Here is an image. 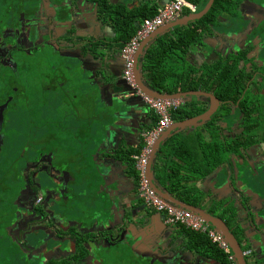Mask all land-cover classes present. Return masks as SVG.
<instances>
[{"label": "flooded vegetation", "instance_id": "flooded-vegetation-1", "mask_svg": "<svg viewBox=\"0 0 264 264\" xmlns=\"http://www.w3.org/2000/svg\"><path fill=\"white\" fill-rule=\"evenodd\" d=\"M222 1L223 11L219 21L209 27L196 24L193 30L204 32L205 42L199 45L200 55L212 50L210 52L215 56L210 60H217L215 64L221 65L230 74L233 71L234 75L230 78L227 75L222 80L224 74L216 80L217 84H211L210 89L189 92L210 94L214 100L201 96L192 101L188 98L185 103L199 110L205 108V113L198 116L214 113L212 119L207 121V127L219 124L223 136H235L237 139L245 137L246 147L237 146L238 152L234 156L236 161H233L237 166L233 179L237 174L236 184L240 186L243 183L242 188L245 190L241 192L240 188L237 191L239 196L234 194L233 205L226 207L228 203L222 206L214 204L210 212L214 217L220 216L234 235L236 249L230 247L237 264H264V253L254 249L252 243V240L264 242V223L262 225L256 217V211L264 205V199L257 191L264 188V124H260L264 116V0ZM210 2L198 13L205 11ZM255 3L257 6L253 5ZM123 8L121 0H0V264H194L190 255L197 256L198 253V262L195 264H206L201 259L208 261V264H215L205 241L188 247L184 244L185 254L175 251L169 254L164 248H145L143 239L147 234L143 228L151 221V217L145 214L127 213L136 215V218L127 229L119 225L126 210L131 211L127 206L133 205L130 202L125 205L121 203L125 199L122 189L126 188L128 180H132L135 194L128 199L138 198L143 201V209L157 212L145 202L136 161L139 151L145 146L144 135L150 130L144 129L145 124L149 123L151 117V123H154L152 127H155L158 118L142 98L145 94L139 87L136 68L138 89L130 88L126 82L123 50L129 39L120 43L123 70L122 78L117 83L131 90L133 99L123 100L121 95H117L115 99L104 98L100 101L97 99L99 91H103L104 86L110 87V80L116 82L107 73V61L113 44L106 40L92 41L84 36L79 41L78 36L90 31L92 21L104 29L111 23L122 21L124 16L120 10ZM247 18L253 23L244 22ZM246 31L249 34L244 36ZM45 53L50 55L44 58V70L48 69L44 77L51 83V87H45V90L51 91L43 94L42 86L41 94L44 98L49 94L54 95L56 102L69 113L68 121H71L73 110L79 109L80 115L86 112H91V115L88 121L80 116L78 124H60L66 130L64 135L48 134L52 128V122L48 119L51 104L44 100L39 109H44L40 111L44 112V123L37 124L42 127L41 132L31 134L29 138L34 143L41 140L32 137L41 138L44 135V149H39L34 155L31 146H25L29 133L18 132V136L13 133L15 128L11 114L16 113L18 101L26 97L17 95L13 89L16 79L25 77L24 66L32 67L31 62ZM106 53L109 54L108 58ZM91 55L103 62L102 68L97 70L89 63L94 60ZM86 65H90V68ZM79 68L83 70V77L79 74ZM66 69L71 70V73ZM144 74L149 87L160 91L158 85L150 83L145 70ZM174 80L178 81L179 76ZM224 82L230 88L218 89ZM17 88L21 89L20 86ZM27 88H31L30 82ZM81 101L90 103V108H81ZM33 103L30 99L26 107L32 113L39 111L33 109L36 107ZM100 105L104 114L96 130L93 125L96 124ZM245 120H251L254 124ZM225 124H228L227 128ZM109 127L117 131L115 137L108 136ZM48 135L55 136L60 146L64 145L62 138L83 143L80 157L69 160L59 157L60 150L48 151L45 143ZM101 137L107 139L106 143L103 144ZM137 137L139 149L132 151L129 145L133 144H129V139L133 143ZM99 138L103 147L97 153ZM13 141L21 152L16 147L10 148ZM117 147L120 149L116 151ZM15 150L19 157L11 163L10 158ZM160 159L159 154L157 160ZM113 160L123 162L122 166L128 171L118 181L119 184L111 179V167L115 165ZM152 162L151 157L149 166ZM158 165L160 163L155 165L157 178L162 172H157ZM150 185L157 186V183L150 181ZM131 189L130 186L128 191ZM103 202L106 203L107 212L102 207ZM199 203L195 201L188 204L202 206ZM94 217L97 220H93ZM188 234L192 236L193 233ZM189 240L195 241L193 237ZM175 250L181 252L180 249ZM217 261L225 264L222 256Z\"/></svg>", "mask_w": 264, "mask_h": 264}, {"label": "crops", "instance_id": "crops-1", "mask_svg": "<svg viewBox=\"0 0 264 264\" xmlns=\"http://www.w3.org/2000/svg\"><path fill=\"white\" fill-rule=\"evenodd\" d=\"M169 1L171 0H136V1L135 0H121L124 6V8L120 10V11H123L121 15L124 16L122 21H117V24L111 23L107 26L106 29H104V27L102 28V26L100 24H97L95 21H92L90 24L91 26L90 31L85 33L84 35H81L80 33V36H78L79 41L83 39L80 37L84 36L85 39L89 38L92 41L106 40L107 42H110L113 44V50H110L112 52L107 61V69H108L107 73H108V77H113L114 81L116 82H112L110 79H107V80H110V87L104 86V90L99 91V95L97 96L98 100L101 101L104 98L107 100H110L111 98L115 99L117 95L119 96L121 95V97L123 98V91L125 90L126 87L117 83V81L120 80V78H122L121 74L123 70V62H122L121 55H120V49L122 48V46H120V43L126 38L129 39L134 29L132 27L133 29L131 28V30H128L127 25L128 24L130 26L135 25L137 27L139 26L138 25L139 22L143 24L141 20L137 21V19L135 18L137 15L148 12V10L146 9H149L150 14H152L153 12H155L156 8L158 9L162 7L164 4H167ZM124 12H126V14ZM198 12H200L199 8L197 9V13L186 11V13H191V15H184L183 19L196 15L198 14ZM201 21H198L195 23H199ZM195 23H191L189 26H184L182 28H177L179 31H176L177 29H175L171 32H166V34L162 36H159L156 40H154L153 44L151 45L150 50L158 48V44H160L161 41L163 42L164 40L166 41L168 39H172L174 40V42L180 43L183 38L182 35H184L185 33L187 34L188 31H190L187 28ZM110 27H116V28H110ZM192 31L194 30L192 29ZM228 35L231 36L230 33H228ZM186 39H187V42L190 40V38H186ZM187 42H186L185 47L182 48V51L179 50V48L177 47L176 48L177 51L174 50L175 56L172 57L174 61L173 66L175 67L174 71H176L174 73L178 74L179 79L181 77L183 78V76H187V72L189 70H196L200 74L199 77L197 76L192 77L194 79L200 78L202 74L208 69L217 71L215 73H220L219 69L216 70L218 67H220V65L215 64L217 60L216 61L210 60L211 57L215 56V54H212L210 52L212 50H210L209 52H203V56H202L200 55L199 44L194 45L191 48H189V45L187 44ZM178 53L180 54V56L178 55ZM105 56L106 58H108L109 54L106 53ZM91 59H94V60L89 61V63L93 67H96L97 70L98 68L103 67L104 64L103 62H101L100 59H96V57H94L93 55H91ZM181 60H184L183 62L184 64H182ZM86 66L89 67L90 65L89 66L86 65ZM177 66H179L180 68H177ZM178 69H181V72L178 73ZM98 74L99 72H97V76ZM116 85H120L121 88L119 87L117 88ZM182 89H183V84H182V87L179 89V92L172 96H175L178 94H188L189 93V91H185L182 93L181 92ZM199 91H203V90H199ZM185 106H186V103L185 101H183V106L180 109V111L184 109ZM189 106L192 107V105H189ZM80 113L81 112L79 111V109L72 111V114H71L72 124H78L80 122V116H81ZM155 115L157 116L156 113ZM151 121H152V118L149 117V120H148L149 123L145 124L144 129L151 130V128L152 129L154 128L152 127L154 123H151ZM190 121L191 120H189V118L187 117L185 118L178 117L175 120L174 124L166 130L165 132L166 134L163 137V138H166V142L162 145V150L160 153L161 159L160 161L157 160V163H156V165L160 163V165H158L159 168L157 169V172L159 171H162V172L158 175L159 180L156 175L155 177L157 178L158 182H160L162 186L165 189H167V191L171 195H173L175 198H177V193H178L176 191L180 190L183 192L190 193L192 194L191 196H189L191 199L193 198L199 201L200 202L199 204H202V207L205 206V209L207 210V212L209 214H212L210 210L212 208L214 209V204L215 206L216 205L222 206V204L228 203L227 206H230L231 204L233 205L232 202H234L235 200L233 199L234 194L232 192L231 187L229 188L226 186L223 187L224 186L222 185L223 183H220V184L217 183V188H215V185L213 184V182H216V180L219 182H225L227 180L228 173L230 172L229 168L231 170L232 168L231 166L226 167L225 164L236 161L235 158L233 157L235 156V152L232 151L234 150V144H232V142L236 140L237 138H235V136H233L232 138H227L223 136L222 128H221V125L219 124H215L216 125V128H215L214 126L207 127L208 125L201 126L202 124H199L198 121H191V122ZM100 123H101V119H100ZM206 123L208 122L206 121ZM136 140H138V137L137 139L136 138L134 139V141ZM125 143L128 144V141L125 140ZM129 144H133V146L129 145V148L132 151H137L139 149V145H140L139 142L136 141V142L131 143V140L129 139ZM102 145L103 144L101 142V139L98 140L97 153L100 152L99 148L103 147ZM113 162L115 165L111 167L112 168L111 179L112 181H114V183L119 184L118 181H120L122 177L124 176V174H126L128 171L125 167H123L124 166L123 162L117 163L116 160H113ZM215 176H218V177L214 179L213 181V178ZM155 177L154 175L151 176L153 180L155 179ZM209 180L211 181V183L210 182L207 183ZM131 182L132 180L126 181L127 186L126 188L122 189V194L125 195V199L122 200L121 203L122 205H125L128 202L133 204L132 206L131 205L127 206V208L131 211L126 210V213L137 212L142 215L145 214L151 217L149 219L151 220V223L144 229V231L147 234L143 239L145 248H147L148 250L153 249V248L156 250L164 248V251L169 252V254L171 253L173 254L174 251L176 253L185 254V251L183 250L184 249L183 247H185L184 244H186L188 247L191 244L200 243V240L198 239L199 237L196 238L194 234H192L194 232L186 228L181 229L178 227L169 226L165 220L164 215H162L161 213H157L152 210L150 211V209L149 210L143 209L142 200L138 198L128 199L129 196L135 195ZM177 184L179 186V190L175 188V185ZM207 184L209 186H207ZM120 186H119V189H120ZM130 186L132 189L128 191ZM221 187H223L222 189L223 191L217 194H212L214 196L210 197L211 194H209L208 192L210 193L218 192L219 188ZM257 191L259 192L260 196L264 199V188L262 187L261 189H258ZM248 195L249 197L251 196L250 191L248 192ZM219 196H221L220 199H218ZM256 196L258 198V195ZM189 197H184L183 199L188 201ZM212 198H214L215 200L213 201ZM166 202L170 204L172 203L169 200ZM171 205L175 206L174 204H171ZM247 206H245V208ZM256 214H257L256 217L260 220V222H262V225H263L264 205L262 206L261 209L256 211ZM216 217H218V219H222L220 218V216H216ZM212 227L216 230L214 226ZM187 231L190 232L192 236H189ZM190 237H193L195 241L189 240ZM175 249H180L181 252H177L178 250H175ZM234 249H236L235 246H234ZM188 252L190 253V251ZM192 253H197V252L193 251ZM208 253L211 258L215 259L213 260L215 264H220L217 261L220 257L215 256L216 254L213 248H208ZM198 254L197 256L190 255V260L194 264L198 262L197 261V258L199 256ZM237 257L239 258V256ZM183 259H185V257ZM201 262L208 264V261H204L202 259H201Z\"/></svg>", "mask_w": 264, "mask_h": 264}, {"label": "built area", "instance_id": "built-area-1", "mask_svg": "<svg viewBox=\"0 0 264 264\" xmlns=\"http://www.w3.org/2000/svg\"><path fill=\"white\" fill-rule=\"evenodd\" d=\"M197 9L198 7L193 0H171L168 5L158 9L154 18L147 19L143 22L135 37L123 50V57L126 62L125 79L130 88L138 89L135 68L137 57L140 54L143 44L162 28L183 19L186 11L197 13ZM142 98L146 105L157 114L159 119L158 125L145 133V147L136 161L143 183L142 193L146 204L149 208L164 214L168 224L183 226L194 233L207 236L214 245L230 255L232 264H237L231 247L223 234L215 230L210 223L194 212L166 202L151 187L150 181L147 178L149 160L153 155L156 142L173 125V114L182 108L183 103L181 101L155 100L145 95H142Z\"/></svg>", "mask_w": 264, "mask_h": 264}, {"label": "trees", "instance_id": "trees-1", "mask_svg": "<svg viewBox=\"0 0 264 264\" xmlns=\"http://www.w3.org/2000/svg\"><path fill=\"white\" fill-rule=\"evenodd\" d=\"M193 2L198 6L199 11L203 10L206 5L208 4L209 0H193ZM223 3L224 1L222 0H217L215 7L213 8L212 12L201 22L199 23H195L192 24L190 27H188L187 29L190 30L188 31V33L182 35L183 38L181 40V42H174V40L172 39H168V40H164L163 42L161 41L160 44H158V48L150 50L148 52V55L146 57V61L144 64V68H145V73L147 75V78L150 80V83H155L156 85H158V87L160 88V92L161 94H165V95H174L177 94L179 92V89L182 87L183 84V89L181 90V92H185V91H199V90H203V89H210L211 84H217L218 82L216 81L219 77L224 76L225 77L222 78V80H225L226 76L228 78L232 77V75H234V72L231 71L232 73H228V70H224V68L222 69V67H218L216 70L219 69L220 73H215L217 71L215 70H211L208 69L207 71H205L202 76L200 78H192L194 76L199 77V73L196 70H189L187 72V76H183V78L179 79L178 81H175L174 79L178 76L177 73H174L176 71H174L175 67L173 66L174 61H173V56H175L174 54V50L177 51V47L179 48V50L182 51V48L185 47L187 39L186 38H190V40L187 42V44L189 45V48H191L194 45H202L204 43V32L203 31H199V30H194L192 31L193 27L196 24L202 25L205 24L206 27H209L210 24H216L219 21L220 15L223 11ZM159 9V8H158ZM158 9H155V12H153L152 14H150L149 9L148 12H145L144 14H140L137 15L135 18L138 20H141L142 22H144L147 19H151L154 18L157 14ZM142 10V9H141ZM185 15H191V13H186ZM142 23L139 22V26H130L129 24L128 26V30H131V28L133 29L132 34L129 37V43L130 41L135 37V35L137 34V32L139 31V28L141 26ZM176 31H179L178 29ZM178 55L180 56V54L178 53ZM178 62V61H177ZM182 64H184V60H181ZM221 66V65H220ZM229 67V66H228ZM177 68H180L179 66H177ZM179 70V69H178ZM231 70V68H230ZM179 72H181V69L179 70ZM177 74V75H176ZM175 75V76H173ZM210 78V79H209ZM230 88V86L227 83H223L222 86H220L218 89H228ZM39 111H44V109L39 110ZM205 113V108L199 110L198 107L196 108H192L190 106H185L184 109H182L181 111L179 110L178 112H175L173 114V118L176 120L178 117H182V118H190V117H195L198 115H201ZM69 120V118L67 119V121ZM159 122V119H158ZM157 122V125H158ZM213 126L216 128V125L213 124ZM103 137V135H102ZM101 137V138H102ZM101 138H99L98 140H100ZM245 137L244 136H240L236 142H232V144H234V152H238V147H246L245 144ZM145 147V146H144ZM237 147V148H236ZM143 148V147H142ZM236 148V149H235ZM143 151V149L141 151H139V154H141V152ZM175 188L179 190V186L178 184L175 185ZM177 196L179 199H181L182 201L186 202V203H193L197 200H194L193 198L191 199L189 196H191L192 194L187 193V192H183V191H176ZM184 197H189V200H185L183 199ZM194 236L200 240V242L205 241L207 243V245L210 248H213L216 252H215V256L216 257H224L225 259V264H229V262L232 264L231 260H230V255L224 251H222L221 249H219L216 245H214L210 239L202 234L199 233H193ZM198 241V240H197ZM199 242V241H198Z\"/></svg>", "mask_w": 264, "mask_h": 264}, {"label": "water", "instance_id": "water-1", "mask_svg": "<svg viewBox=\"0 0 264 264\" xmlns=\"http://www.w3.org/2000/svg\"><path fill=\"white\" fill-rule=\"evenodd\" d=\"M136 1V0H135ZM171 1H169L167 4H164L163 6H166L170 3ZM216 3V0H211V2L209 3L208 7L206 8L205 11L201 12V13H198L196 15H193L191 17H187L185 19H181L180 21H178L177 23H174V24H171L167 27H164L163 29H161L159 32H157L155 35H153L151 38H149L143 45V48H142V51L140 52V54L138 55L137 57V63H136V70H137V74H138V81H139V87L142 89V91L144 92V94L151 98V99H155V100H162V101H178V100H181V101H185L186 99L188 98H191V101L192 99H197L201 96L203 97H206V98H209L211 100H214L215 98H213L210 94H204V93H201V92H198V93H188V94H178V95H175V96H172V95H165V94H161L160 92H156L154 90H152L146 79H145V74H144V62H145V59H146V55L148 53V51L150 50L151 48V45L153 44L154 40H156L159 36H162L164 34H166V32H171L177 28H182L184 26H189L191 23H195V22H198V21H201L203 20L205 17H207L209 15V13L211 12V10L213 9L214 5ZM255 6H257V4H253ZM244 22H252L251 19H244ZM262 23V21H260ZM259 22V25H261V23ZM253 23V22H252ZM259 29V26L256 27V30ZM250 31V30H249ZM249 31H246L244 36L248 35L249 34ZM234 36V35H233ZM244 38V37H243ZM243 40V39H242ZM240 40V41H242ZM116 87L118 88H121L120 85H116ZM133 95L131 90L125 88V90L123 91V100H132L133 99ZM120 114H123V115H126V113H121ZM214 115V113H207L205 115H202V116H197L195 118H191L190 120L191 121H198L199 124H202L201 126H204V125H207L206 124V121H208L209 119L211 120L212 119V116ZM190 121V122H191ZM225 127L227 128L228 127V124H225ZM115 128L113 127H109L107 129V134L108 136L109 135H116L117 131L114 130ZM107 139L106 138H102V142L103 144L106 143ZM120 141V139H119ZM166 142V139H161V142L159 144H157L154 152H153V155H152V158H153V162L150 164V166L148 167V171H147V178L153 183V182H156L157 183V186H153L154 189L156 191H158L159 195L165 200V201H170L172 202L171 204H174L176 207H179V208H182V209H186V210H189V211H192L194 212L195 214L199 215L200 217H202L205 221H207L208 223H210L212 226H214L216 228V230L223 234L225 236V238L227 239L229 245L232 244V246L234 247L235 244H234V235L232 234L230 228L228 227V225L223 221V219H218L216 217H214L213 215L209 214L207 212V210L205 209V206H194V205H191V204H188L184 201H182L181 199L178 198H175L173 195H171L167 189H164L163 187H161L160 185V182H158L157 178L155 177L156 175V171H155V165L157 163V159H158V155L160 154V150H161V147H162V144ZM120 149L119 147L116 148V151ZM113 154H115V151H113ZM234 157V156H233ZM109 163V162H108ZM108 166H111V165H108ZM225 166H231L232 170L229 168V173H228V178L225 182H219L216 180V182H213V184L215 185V188H217V183L220 184V183H223L222 185H224L223 187H231L232 189V192L233 194H237V196H239L240 193H237V191L240 190L241 188V192L244 191L245 189L242 188L243 187V183L240 185V186H237L236 184V181H237V174L235 175L236 177L233 179V176L234 174L236 173V170H237V166L235 165V163L233 162H230V163H226ZM219 174V173H218ZM155 177V179L153 180L151 178V176ZM218 176H215L213 178V181L214 179H216ZM211 183V181L209 180L207 183ZM223 187L219 188V191L218 192H213L211 193L210 197H213L214 195L212 194H217V193H220L221 191H223ZM212 200L214 201L215 199L212 198ZM205 201V200H204ZM240 204V203H239ZM202 205V204H201ZM241 206V204H240ZM239 206V207H240ZM102 207L103 209L107 212V209L105 208L106 207V203L103 202L102 203ZM226 207H228L226 205ZM136 218V215H127V213L124 214L123 216V219H121V222L119 223V225L123 228V229H127L128 228V225L130 223L133 222V220ZM93 220H97L96 217L93 218ZM151 222V221H150ZM150 222L145 226L147 227ZM145 227L143 229H145ZM252 243H253V248L254 249H257L258 251H261L264 253V242L263 241H259V242H255L252 240ZM257 246H256V244ZM238 245V243H237ZM236 247V246H235ZM244 264V263H243ZM246 264V263H245Z\"/></svg>", "mask_w": 264, "mask_h": 264}, {"label": "rangeland", "instance_id": "rangeland-1", "mask_svg": "<svg viewBox=\"0 0 264 264\" xmlns=\"http://www.w3.org/2000/svg\"><path fill=\"white\" fill-rule=\"evenodd\" d=\"M232 19H234V17H232ZM235 26L237 30L236 22H235ZM49 55L50 53H45L44 56L42 55L38 57L37 60H35L34 62H31L32 67H30L29 65L24 66L23 69H25V72H24L25 77L17 78L15 81V86H14L15 89H13L17 95H21V96L22 94L24 96L26 95V97H24L25 98L24 100L18 101V106H16L18 109L16 110V113L11 114V119L14 120L12 124L15 128L13 130V133H14V136H18V132L22 133L24 131H27L29 133V137L27 135L26 145L25 143H22V145L27 146V148H30L31 146L34 155L39 149H44V144H42V141L44 142V137H43L44 135L41 138L32 137L33 139L41 140V141L34 142V143H31L29 138L31 134H35L36 132H41L42 127H40V125L37 126V124L44 123V112L34 111V113H32V111L27 110L26 109L27 103L30 99L32 100V102H34L33 104L36 105V107L33 108L34 110H39L40 107H42V103H44V100L48 101V104H51V109L49 112L48 119L52 122V128L48 130V134L58 135L60 133L64 135V131L66 130L65 128L64 129L61 128L60 124H72V121H67L69 113L65 112V109L60 106L61 104L59 102H56V97H54V95L50 96L49 94L45 96L44 98V95L41 94L42 86L44 87L43 94H47L51 91V90H48V91L45 90V87L47 88L51 87V83L48 80H46V78L44 77L45 72L48 71V69L44 70V58L48 57ZM66 70L69 71V73H71V70H68V69ZM78 71L81 77H83V70L79 68ZM86 77L89 78L88 76ZM28 82L31 83V88H27ZM18 86H20L21 89H18L17 88ZM80 106L81 108L88 109L90 108V103L81 101ZM48 108H50L49 105H48ZM103 114H104V110L102 109V106L100 105L97 111L96 124L93 125L95 126L96 130L100 127V117H103ZM90 115H91V112H86V113H82L81 116L84 121H88V118L90 117ZM245 121L254 124V122L251 120H245ZM101 123H102V120H101ZM260 124H264V116L260 120ZM45 125L48 126V124H45ZM45 138H46L45 143L47 144L48 151L51 149L60 150L61 151V153H59L60 158L64 157L69 160L73 158L77 159L78 157H80V152L84 147L83 143H80L78 141H76L75 143L68 138L66 139L62 138V140L64 141L63 146H60L57 143L55 136L48 135ZM14 147H16V144L13 141L10 148H14ZM16 150H19V152H21V149H19L18 146L16 147ZM16 150L10 158L11 163H14V160L19 157V154L16 152Z\"/></svg>", "mask_w": 264, "mask_h": 264}, {"label": "clouds", "instance_id": "clouds-1", "mask_svg": "<svg viewBox=\"0 0 264 264\" xmlns=\"http://www.w3.org/2000/svg\"><path fill=\"white\" fill-rule=\"evenodd\" d=\"M146 96V95H145ZM178 101H181V100H178ZM183 103V101H181ZM155 149V148H154Z\"/></svg>", "mask_w": 264, "mask_h": 264}]
</instances>
